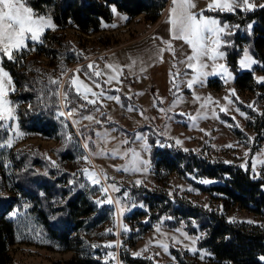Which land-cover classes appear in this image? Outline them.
Listing matches in <instances>:
<instances>
[{
  "label": "rangeland",
  "instance_id": "obj_1",
  "mask_svg": "<svg viewBox=\"0 0 264 264\" xmlns=\"http://www.w3.org/2000/svg\"><path fill=\"white\" fill-rule=\"evenodd\" d=\"M210 2L211 0H193L196 6L192 11L198 13L206 9ZM251 2L256 5L264 4V0H251ZM112 7L115 6L110 7L112 21L102 22L96 33L85 34L70 25L56 27L55 30L72 44V54L52 59L42 55L33 65L54 72V79H61L59 111L56 112V117L62 124L60 127L61 131L65 132V139L62 134L59 138H49L22 128L19 125V113L24 102L18 100L16 103H11L15 119L0 121L1 124L8 126L7 129L0 128V141L8 138L13 141L10 148H0V196H10L18 201L8 216L15 221L16 226V242L10 248L12 258L10 264H65L74 255L73 251H65L58 243L41 234L37 222H33L30 218V203L21 197L13 181L15 169L10 155L19 148L36 156L39 155L40 161L35 168L40 174L45 175L46 168H49L52 175L59 178L66 192V195L61 197V202H65L71 194L80 193L84 208L90 213L79 217L83 218V223L78 232L87 245L85 252L99 264H105V260L107 264H121L119 260L121 251H126L136 258L149 259L157 264H182L180 260L182 257L188 264H233L219 261L208 247L201 246L200 241L205 232L193 230L190 221L185 218L176 214L153 217L158 213L160 202L154 203L152 208L144 192L154 191L170 198L189 200L196 205L223 214L232 223L249 226L264 223V213L256 215L239 208L221 194L206 189L217 184L214 179H202L197 176L185 178L168 170L167 167L157 166L152 160L153 148L156 146L157 148L177 147L183 151L194 152L211 162L239 166L249 171L253 178H264V164L260 163L264 160V115L261 114L264 113V83L257 82L258 78L264 77L262 64L253 54L249 44L241 43L240 56L237 59L238 74L250 72L253 82L247 87H240L237 84V75L227 63V51L224 50L223 41H227L228 35L222 34V46L219 51L225 52L226 55L216 63L224 64L232 73V77L228 78L218 71V74L209 75L203 79V83L198 82L189 89L186 81L193 73L180 61L185 55H191L190 46L183 40H172L176 55L173 57L170 51H164L161 62L158 50L165 48L166 45L161 43L160 39H154L155 37H163L166 41L170 39L169 24L166 21L171 0H167L161 17L155 23L147 20L145 13L130 17L116 7L114 13ZM49 9V14L44 16L52 18V9ZM249 12L253 11L243 12L237 9L236 12H228L216 9L204 11V15L217 18L222 24L226 22L230 26H236L238 23L233 25L230 21H223L218 15L232 14L242 20ZM112 25L116 26L112 27ZM249 25L247 27L251 33L253 23ZM237 29L238 27H230L228 31L233 34ZM242 30L241 27L240 31ZM47 31L53 30L46 29L44 33ZM41 44V42L29 41L28 49L35 50L14 53L20 58L17 68L25 66L28 57L36 54ZM245 50L258 62L251 69L239 67V61L243 58ZM78 57H82V60L78 61ZM131 60H136L137 63L130 68L124 67L129 65ZM90 63L97 67L87 69ZM207 63L209 68L206 71H211L212 62L207 61ZM107 64H118L123 68L122 74L119 75L120 83L116 81L105 83L108 75L112 74L111 69L105 67ZM33 66H30L29 70H32ZM142 67L146 68V71H141ZM65 68H69V71L74 73L78 69L83 70L79 74L78 84L74 86V88L80 87L82 93L85 89L79 81H83L97 93L103 89L104 96L99 97L97 104H89L86 111L82 110L78 108V102L85 100L79 97L75 106L71 107L77 110L69 114L70 104L65 107L64 94L61 90L69 73V71L65 73ZM4 70L8 71L5 68ZM177 70L179 75L170 76V73L175 74ZM85 71L102 72L101 76L93 77V80L100 84V88L87 79L84 75ZM185 72L188 73L187 76L184 75ZM174 84L179 87H174ZM5 89H8V85H5ZM12 89L14 90L7 93V100H9L8 95L15 91V85ZM114 89L119 91L111 94L109 91ZM232 90L234 95L231 94ZM107 95L119 96L120 102L106 99ZM122 96L128 98V105L123 103ZM196 96L201 99L196 100ZM225 97H228L232 103L229 104ZM89 99L96 98L89 95ZM160 100H163V103H160ZM130 106H133L134 110L130 111ZM161 108L164 111H160ZM221 108H226L227 111H221ZM60 112L64 115H60ZM241 112L245 115H240ZM89 114L95 117L94 121L82 119V116ZM190 116L195 119H190ZM245 116L249 118L246 119ZM79 129H84L87 137H91L89 134L91 130L101 134V137L97 135L91 137L92 152L84 147L85 142L81 139ZM104 133L108 134L106 139L102 138ZM137 133L142 134L146 139H137ZM124 140L128 143H122ZM177 140L181 143L177 144ZM67 144H72L76 152L72 160H63L56 153L57 149ZM145 144L148 145L147 148L144 147ZM161 144L164 146L161 147ZM228 145L232 146L228 147ZM114 149L117 150L116 155L112 154ZM132 150L139 153L138 158H133ZM246 152L247 156H245ZM83 157H87V160ZM253 160L256 161L255 172H253ZM125 167L130 170L124 171ZM137 168L139 171L132 170ZM84 169L95 172L100 183L93 184L85 175ZM105 174L107 179L104 178ZM137 180L141 183L136 184ZM80 184H84L85 187L81 188ZM112 184H115L120 191H113L110 187ZM102 187L107 189L106 195L112 199V204L96 203L97 200L106 199ZM117 200H120L121 204H116ZM121 206L125 209L123 214L120 212ZM14 212L15 216L12 215ZM109 229L112 231L109 232ZM193 240H196L195 244L192 243ZM107 244H112L114 247H104ZM161 244L167 245V252L160 246ZM145 248L147 250L143 251ZM193 248L196 249L195 253L191 250ZM109 252L113 253V256H108ZM137 252H140L139 256L134 255ZM202 252L205 253L203 259L200 258Z\"/></svg>",
  "mask_w": 264,
  "mask_h": 264
},
{
  "label": "trees",
  "instance_id": "obj_2",
  "mask_svg": "<svg viewBox=\"0 0 264 264\" xmlns=\"http://www.w3.org/2000/svg\"><path fill=\"white\" fill-rule=\"evenodd\" d=\"M28 3L34 12L40 15L49 14L51 8L56 27L70 25L82 33L89 34L98 32L102 22L112 21L110 7L113 5L130 17L145 13L147 20L155 23L161 17L167 0H28ZM218 17L223 21H230L233 25L238 23V29L226 36L227 41L231 43L225 46L224 50L227 51L229 67L237 75V84L240 87H247L253 82V78L250 72L238 74L239 49L243 42L249 44L257 60L264 65V8H257L245 14L242 20L232 14H220ZM251 23L253 29L250 33L247 26ZM58 32L53 30L43 34L41 48L36 54L28 57L25 66L17 68L20 61L17 55L16 60L12 62L4 57L2 64L9 71L15 85V91L8 95L9 100L14 103L17 100L24 102L20 108L19 125L26 131L37 132L49 138H59L62 134L65 139V132L61 131L62 124L56 117V112L59 111V96L53 95V92L57 90V85L50 83V80H59L60 89L61 79H54V72L44 67L33 66L42 55L52 59L72 54V44ZM81 60L82 57H78V61ZM30 66H33L32 70H29ZM262 67L264 71V66ZM64 70L66 73L69 68ZM73 73L70 70L63 82L61 87L63 94L65 87L70 85ZM98 80L100 81L99 78ZM68 92V100L72 101L69 103L71 108L75 106L79 96L74 86L69 87ZM109 92L115 93L114 90ZM121 99L125 105L129 104L126 96H122ZM79 130L81 139L89 144L88 149L92 152V143L86 140L88 136L86 131ZM89 134L95 137L96 131L91 130ZM56 153L63 160H72L76 155L72 144L62 145ZM10 157L15 169L14 186L21 197L30 203L29 216L32 221L37 222L41 234L58 243L65 251L74 252L65 264H99L85 252L87 245L78 232L83 223V218L79 217L90 213L84 208L80 193L71 194L65 202H61V197L65 196L66 192L59 178L52 175L49 168H46L45 175L40 174L35 168L40 161L39 155L19 148L14 150ZM152 160L157 166L167 167L168 170L185 178L197 176L202 179H214L217 184L206 189L221 194L239 208L256 215L264 213V178H253L249 171L239 166L211 162L194 152L169 146L153 148ZM144 193L152 208L154 203L160 202L158 213L153 217L176 214L190 221L193 230H203L205 234L200 245L208 247L219 261L233 264H264L260 259L264 256V223L250 226L232 223L223 214L189 200L170 198L154 191ZM17 204L16 198L0 196V264H10L12 261L10 248L16 242V226L15 221L8 216ZM119 260L121 264H157L149 259L133 257L126 251L120 252ZM180 260L182 264H188L183 257Z\"/></svg>",
  "mask_w": 264,
  "mask_h": 264
},
{
  "label": "snow or ice",
  "instance_id": "obj_3",
  "mask_svg": "<svg viewBox=\"0 0 264 264\" xmlns=\"http://www.w3.org/2000/svg\"><path fill=\"white\" fill-rule=\"evenodd\" d=\"M195 4L193 0H171V7L169 9V16L167 19V23L169 24V33L170 39L164 40L163 37H155L154 39H160L161 43L165 44V48H161L158 50L159 59L163 61V52L170 51L175 57L176 52L171 43L172 40H183L187 45L191 48V55H185V58L180 61V63L185 64L188 69L192 70V76L190 79L186 81L187 87L189 89L193 88V85L200 82L203 83V79L208 77L209 75H216L218 71L220 73H224L228 78L232 77V73L224 64H217L218 59H223L226 55L225 52L219 51L222 46V34L223 35H231L232 33L228 31L230 27H239L230 26L229 24L221 23L219 19L213 17H206L204 15V11H211L219 9L221 11L226 10L228 12H236L237 9L243 12L254 11L257 7L264 8V4L256 5L252 3L251 0H211L208 4L207 8L201 10L200 12L192 11L195 8ZM112 11L115 13L116 8L112 7ZM126 19V17H124ZM107 26V25H105ZM116 25H112L115 27ZM56 25L53 23L52 18L50 16L45 17L44 15H40L34 12L33 8L29 5L28 0H0V121H8L11 119H15L14 109L10 106L11 101L6 99L7 92L5 90V85L11 86L13 84L12 77L8 71H5L3 68L2 60L4 57H7L10 61L16 60V55L14 53L19 54L23 50H35L34 48L28 49V42H43L41 40L42 35L46 29L55 30ZM251 28V25H249ZM230 41H223V45H230ZM131 59V58H130ZM207 61H211V71H206L209 68V64ZM137 63L136 60H131L129 65H125L124 67H132ZM143 63V61H141ZM258 62L249 55L248 51L245 50L243 58L239 61V67L241 69H251L254 64ZM264 66V65H262ZM97 67L93 63L87 65V69L91 70ZM107 69H111L112 74L108 75V79L105 83H111L112 81H116L120 83L119 75L122 74L123 68L118 64H107L105 65ZM176 67V65H173ZM82 69H78L76 73L70 77V85L65 87L64 91V101L65 107L69 106L70 101L68 100L69 92L68 88L71 86H75L78 84V78ZM141 71H146V68H141ZM84 75L88 80L93 81L97 88H100V84L93 80V77H99L102 75L101 71H85ZM179 75V70L177 73H170V76ZM185 76L188 75L187 72L184 73ZM227 82V81H226ZM258 83H264V77H260L257 80ZM50 83L57 85V90L53 92V95L59 96V80H50ZM79 84L83 86L85 91L82 93L80 91V87H76V94L83 100L87 101V104H97L99 97L104 96V91L101 89L99 93L92 90L87 84L83 81H79ZM174 87H179L178 85H173ZM14 90V89H12ZM114 91H119V89H114ZM231 94L234 95V90H232ZM89 95L91 97H95L96 99H89ZM106 99L114 100L117 103L120 102V97L117 95H107ZM196 100H200L199 96L195 97ZM229 104L232 101L225 97ZM210 100V98H209ZM208 101H205L207 103ZM160 103H163V100H160ZM204 104H202V107ZM249 107H253V105H249ZM78 108H83L85 111L87 110L86 105H79ZM77 109L69 108V114H72L73 111ZM99 110V109H97ZM129 110H134L133 106L129 107ZM160 111H164V109H160ZM221 111H227L226 108H221ZM239 111V109H237ZM264 115V113H261ZM60 115H64L63 112H60ZM183 115V113L181 114ZM240 115L244 116V113H240ZM190 119H195V117H189ZM206 118V117H205ZM246 119L249 117L245 116ZM82 119L94 121L95 117L91 114L82 116ZM235 119V117H233ZM96 123H100V121H95ZM74 123H79V121H74ZM238 126V125H237ZM6 124H0V128L7 129ZM22 135V133L20 134ZM98 137H101L100 133L96 134ZM107 133L103 134L102 138H107ZM137 139H146L142 134H136ZM86 140H91V137H87ZM12 139L8 138L3 141H0V148L11 147ZM122 143H128L127 140L122 141ZM177 144H180L181 141L177 140ZM161 147L164 145L161 144ZM232 145H228L231 147ZM85 148L89 147V144L86 142L84 144ZM145 148L148 147L147 144L144 145ZM113 155L117 154V150H113ZM127 155V153H125ZM248 153H245L247 156ZM133 158H138L139 153H136L132 150ZM83 159L87 160V157H83ZM261 164H264V160L260 161ZM253 172H255V164L256 161L253 160ZM244 167L245 165H241ZM119 170V169H118ZM124 171H129L130 169L125 167ZM134 171H139V169H132ZM88 179L92 180L93 184H99L100 180L97 177L95 172H90L88 169L83 170ZM104 178L107 179L106 174ZM207 183V181H202ZM141 181L137 180L136 184H140ZM80 187H85L84 184H80ZM113 191H120L115 184L110 185ZM102 192L105 193V200H97L96 203L98 205H102L103 203L112 204L113 201L110 197H107V189L101 188ZM116 204H121L120 200L116 201ZM135 206V205H134ZM143 207V205H140ZM125 211L124 207H120V212L123 214ZM13 216L16 213H12ZM251 223V221H249ZM109 232L112 230L109 229ZM127 231V229H125ZM159 231V228H157ZM19 239V237H18ZM193 244L196 243V240L192 241ZM167 252V245H160ZM98 247V246H93ZM104 247L112 248L114 245L107 244ZM145 248L143 251H146ZM193 253L196 252V249H191ZM108 256H113V253L109 252ZM134 255L139 256L140 252L134 253ZM205 253H201V259L204 258ZM260 259L264 261V256H261ZM105 264H107V260H105Z\"/></svg>",
  "mask_w": 264,
  "mask_h": 264
},
{
  "label": "built area",
  "instance_id": "obj_4",
  "mask_svg": "<svg viewBox=\"0 0 264 264\" xmlns=\"http://www.w3.org/2000/svg\"><path fill=\"white\" fill-rule=\"evenodd\" d=\"M78 105H86V108L88 107L89 104H87L86 101H80L78 102ZM82 110H84L83 108H81ZM125 113L128 115V112L125 110Z\"/></svg>",
  "mask_w": 264,
  "mask_h": 264
},
{
  "label": "crops",
  "instance_id": "obj_5",
  "mask_svg": "<svg viewBox=\"0 0 264 264\" xmlns=\"http://www.w3.org/2000/svg\"><path fill=\"white\" fill-rule=\"evenodd\" d=\"M12 87H14V83L11 85V86H8V89H5L6 92L9 94L10 91H13L12 90ZM7 97V96H6ZM7 99V98H6ZM12 107V104L10 105Z\"/></svg>",
  "mask_w": 264,
  "mask_h": 264
}]
</instances>
